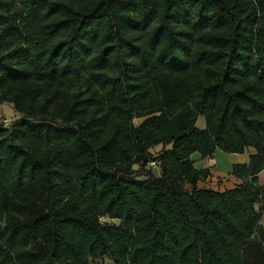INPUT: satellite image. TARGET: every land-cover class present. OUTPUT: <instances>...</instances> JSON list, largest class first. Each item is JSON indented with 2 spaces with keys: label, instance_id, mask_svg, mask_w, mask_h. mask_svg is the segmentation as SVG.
I'll return each instance as SVG.
<instances>
[{
  "label": "trees",
  "instance_id": "16d2710c",
  "mask_svg": "<svg viewBox=\"0 0 264 264\" xmlns=\"http://www.w3.org/2000/svg\"><path fill=\"white\" fill-rule=\"evenodd\" d=\"M5 101L0 264H264V0H0Z\"/></svg>",
  "mask_w": 264,
  "mask_h": 264
},
{
  "label": "crops",
  "instance_id": "0c3cea01",
  "mask_svg": "<svg viewBox=\"0 0 264 264\" xmlns=\"http://www.w3.org/2000/svg\"><path fill=\"white\" fill-rule=\"evenodd\" d=\"M195 126L200 130H204L206 128L204 118L198 117ZM255 153L254 148L247 147L242 154L225 153L218 148L208 158H203L199 153L192 154L190 159L194 168L196 170H208L209 173L206 181L198 183V187L220 193L239 188L244 180L235 176L232 173V168L237 165L248 166L250 157ZM250 179H257L259 185H264V168Z\"/></svg>",
  "mask_w": 264,
  "mask_h": 264
},
{
  "label": "rangeland",
  "instance_id": "374dc122",
  "mask_svg": "<svg viewBox=\"0 0 264 264\" xmlns=\"http://www.w3.org/2000/svg\"><path fill=\"white\" fill-rule=\"evenodd\" d=\"M21 118V114H19L14 105L9 102H1L0 103V124L3 125L4 127H9L10 123ZM144 119L142 118H133V123L135 126L139 125ZM161 150V146L158 145L156 147H153L150 149V154L151 155H156L159 151ZM152 168H156L157 170V165H151ZM133 170H137V166L133 167ZM119 223V222H117ZM92 264H113V261L109 257H103L96 262H93Z\"/></svg>",
  "mask_w": 264,
  "mask_h": 264
},
{
  "label": "built area",
  "instance_id": "2783aa9c",
  "mask_svg": "<svg viewBox=\"0 0 264 264\" xmlns=\"http://www.w3.org/2000/svg\"><path fill=\"white\" fill-rule=\"evenodd\" d=\"M255 209L260 216L259 223L264 227V208H262L261 206H256Z\"/></svg>",
  "mask_w": 264,
  "mask_h": 264
}]
</instances>
